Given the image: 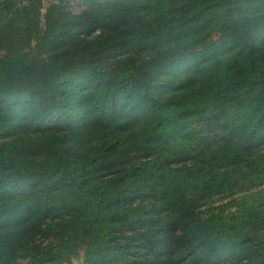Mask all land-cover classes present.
<instances>
[{"label":"trees","instance_id":"trees-1","mask_svg":"<svg viewBox=\"0 0 264 264\" xmlns=\"http://www.w3.org/2000/svg\"><path fill=\"white\" fill-rule=\"evenodd\" d=\"M68 1L0 0V264H264V0Z\"/></svg>","mask_w":264,"mask_h":264},{"label":"rangeland","instance_id":"rangeland-1","mask_svg":"<svg viewBox=\"0 0 264 264\" xmlns=\"http://www.w3.org/2000/svg\"><path fill=\"white\" fill-rule=\"evenodd\" d=\"M58 1L59 0H42V3L38 4L36 6V9L39 8L42 13H45V11H46V9L50 3L58 2ZM83 8H84V5H83L81 0H69L68 1V9L74 13H78V12L82 11ZM229 199H230L229 197H225V196L221 197L211 206L220 205L224 202H227ZM81 261H82V258L80 257V258L74 259L71 263H67V264H80Z\"/></svg>","mask_w":264,"mask_h":264}]
</instances>
